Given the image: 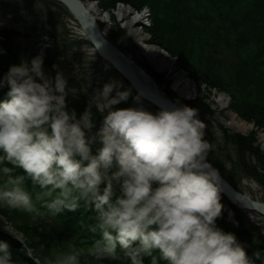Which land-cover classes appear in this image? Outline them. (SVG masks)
<instances>
[{
	"label": "clouds",
	"instance_id": "1",
	"mask_svg": "<svg viewBox=\"0 0 264 264\" xmlns=\"http://www.w3.org/2000/svg\"><path fill=\"white\" fill-rule=\"evenodd\" d=\"M53 69L54 76L45 72L42 49L0 76V89H8L0 100V205L42 215L26 180L41 190L35 200L54 215L88 205L96 213L90 231L100 237L88 253L91 264L120 260L117 249L130 264H250L236 235L218 226L224 218L221 179L207 162L210 144L196 108L177 102L152 112L139 94L110 79L78 114L68 106L78 89L59 65ZM130 100L131 106L118 107ZM93 108L102 114L98 127ZM228 220L238 226L231 211ZM9 234L33 264H41L33 249ZM81 256L69 245L45 264H81ZM0 264H15L3 240Z\"/></svg>",
	"mask_w": 264,
	"mask_h": 264
},
{
	"label": "trees",
	"instance_id": "2",
	"mask_svg": "<svg viewBox=\"0 0 264 264\" xmlns=\"http://www.w3.org/2000/svg\"><path fill=\"white\" fill-rule=\"evenodd\" d=\"M26 1L30 8L35 4V0ZM49 1L56 4L60 14L73 16L59 1ZM17 3V0H0V13L11 7L16 8ZM119 3L130 5L139 12L145 7L149 8L151 25L144 28L151 37L149 42L161 47L170 56L177 57L179 67L189 72L198 87L205 85L209 94L213 89L227 93L230 96L227 110L254 123L257 129L247 134L230 133L228 129H222L224 142L232 144L236 154L232 172L227 173L223 168L216 154V140L205 129V139L210 144L206 159L237 190L241 191L237 171L255 179L264 188V151L257 138V131L264 130V0H99L98 6L103 11H113ZM111 17L115 20V16ZM99 24L104 28V22L99 21ZM117 26L108 34L109 39L119 48L122 44L129 47L130 41L123 37V27ZM17 34L16 30L0 25V76L11 65L22 61L20 49L14 42ZM121 39L123 40L120 41ZM83 42L93 46L84 39L66 46L56 44L53 49L44 51V64L53 69L54 64L63 61L72 45ZM40 50L34 48L32 55L40 54ZM98 57L104 66L121 76L108 61ZM144 66L157 83L164 80L166 73L155 71L147 63ZM129 89L135 93L131 86ZM7 91V88L0 89V100L6 98ZM205 97L207 96H197L186 101V104L197 110L205 106L210 109L204 102ZM68 106L70 110L74 108L80 114L87 105L69 96ZM211 112L215 110L211 109ZM93 119L98 127L102 115L95 108ZM16 174H22L21 170L17 169ZM3 182L4 177L0 175V184ZM25 187L37 206L35 194L41 190L33 189L30 180H26ZM221 203L224 205V218L218 220V226L236 235L247 251L250 264H264V234L260 226L251 221L244 209L229 206L222 196ZM39 211L42 215L36 216L34 213L0 205V215L23 236V241L41 259V264H45V258L53 256L52 247L62 252L67 251L69 245H75L82 252L81 264H91L92 258L88 253L100 238L98 232L90 231V226L96 223V213L83 202L76 212L63 211L54 215L48 210ZM229 211L234 214L238 226L228 220ZM49 220H54V227ZM0 240L6 241L12 252L18 255V263L33 264L21 251L20 242L3 234H0ZM117 252L121 256L120 260H105L103 264H130V261L123 259L119 249ZM145 264H150L148 259ZM160 264L165 262L161 261Z\"/></svg>",
	"mask_w": 264,
	"mask_h": 264
},
{
	"label": "rangeland",
	"instance_id": "3",
	"mask_svg": "<svg viewBox=\"0 0 264 264\" xmlns=\"http://www.w3.org/2000/svg\"><path fill=\"white\" fill-rule=\"evenodd\" d=\"M17 1L18 3L16 8L11 7L9 10L0 13V25L14 29L18 32V34L15 36L14 42L15 45L20 49V58L22 60H31V58L34 57L32 55L34 48H40L41 50L43 49L44 52L46 50L48 51L53 49L58 43L62 46H66L68 43L75 42L78 39L83 40L80 31H78V26L72 22V19L70 18L71 16L60 14L56 4L51 3L49 0H35V4L30 8L26 0ZM95 2L97 4L98 0H95ZM121 5L131 7L130 5L119 3L116 8L113 9V11H103L97 4L100 9V12L97 16L105 23L104 30L106 34L108 35L112 29H116L118 27L117 25L123 27V32L125 34L123 37L128 38L130 41V46L126 47L124 44H122V49H120L129 55L145 70L146 68L144 65L147 63L152 69L158 71L156 67H154L149 62L148 58L140 52L136 40L131 34V30L126 24L127 20L122 19V17L119 16L118 10L119 6ZM131 8L135 12H139L133 7ZM111 15L115 16V20H113ZM144 26L145 25H142L141 30L147 36L146 43L154 45L149 42L151 37L147 32L144 31ZM122 40L123 39L120 41ZM169 58L173 59L175 57L169 55ZM56 65H59L60 69L65 73L69 81V86H75L78 89L79 95L75 99L86 105L89 96L94 92V90L110 79L121 81L125 89H129L130 87V85L124 80L122 76L115 74L108 67V70H105L106 66H104L100 61L94 48L86 42H83L79 45H72V47L66 52L63 61ZM176 65L177 71H183V73H186L187 75L188 71H185L183 68L182 70L178 64ZM44 70L48 75H55V70L46 64H44ZM160 73H166V76L164 77V80L157 83V85L162 90H164L170 98H173L176 103L179 102L180 104H186V101L193 100L197 96H207L205 97L204 102L209 105L210 109H208L207 106L200 107L198 109L199 117L205 122L206 131L216 140V154L218 159L221 161L223 168L227 173L232 172L234 170L233 162L236 160V154L234 146L232 144L227 145L224 142V134L222 129H228L230 133L240 132L247 134L253 129L256 130L257 127H254L253 122L243 120L237 113L227 110L230 102V97L227 93L217 92L213 89L211 94H209L205 85L198 87L195 81L190 77L192 82H194L196 92L191 97H181L172 90L171 84L173 79L169 77V73L166 71H161ZM167 82L170 84L169 86H167ZM135 93L132 92L133 95H137V93ZM142 102L146 109L152 112L158 111L157 108L147 101L142 99ZM128 106H131V100L128 102V104H121L118 107ZM211 109L213 111L215 110V112H211ZM234 114L237 115L239 120L241 119L250 124L251 128L244 131L237 125L232 124ZM257 138L258 142L261 144L262 150L264 151L263 129L257 131ZM236 174L239 179V187L241 192L249 194L252 198L264 202V188L262 185H260V183L255 179L244 175L242 172L237 171ZM246 212L251 221L260 226L261 232L264 234V218L257 214H251L248 211ZM0 227L8 228L9 231L0 230L7 235H10L9 232H12L18 235L20 239L23 238V236L15 231L12 225L1 215ZM51 252L54 255L59 251L57 248L52 247Z\"/></svg>",
	"mask_w": 264,
	"mask_h": 264
},
{
	"label": "water",
	"instance_id": "4",
	"mask_svg": "<svg viewBox=\"0 0 264 264\" xmlns=\"http://www.w3.org/2000/svg\"><path fill=\"white\" fill-rule=\"evenodd\" d=\"M57 1L66 6L73 17L77 20L84 39L93 45L95 52L102 59L108 61L121 74V76L129 82L130 86L137 94L141 96L142 99L157 107L158 109L162 107L171 108L176 106L177 103L159 89L156 81L147 72V70L137 64L129 55L118 48L108 38V35L104 32L99 24L100 19L98 18L96 12H94L92 8L88 6L86 1ZM160 49L166 52L164 49ZM172 60L175 64L179 65L177 62V57L173 58ZM186 77L189 78L188 73ZM207 162L209 163L208 160ZM218 173L221 179V183L219 185L220 195L224 197L228 205L232 207L238 206L250 213H256L257 215L264 218L263 201L254 199L246 193L237 190L223 175L220 174L219 171Z\"/></svg>",
	"mask_w": 264,
	"mask_h": 264
},
{
	"label": "bare ground",
	"instance_id": "5",
	"mask_svg": "<svg viewBox=\"0 0 264 264\" xmlns=\"http://www.w3.org/2000/svg\"><path fill=\"white\" fill-rule=\"evenodd\" d=\"M86 2L88 6H90L92 10L98 15L100 9L97 6L95 0H87ZM118 13L122 19L127 20L126 24L129 26L131 34L134 36L140 52L148 58L149 62L154 67H156L158 71H166L169 73V77L173 79L171 84L172 90L181 97H191L196 92L194 82L187 78L183 71H177V65L171 58H169V55L166 52L162 51L155 45L146 43L147 36L141 30L142 25L146 21V16L140 12L136 13L134 10H132V8L123 5L119 6ZM159 89L166 94V92L160 87ZM232 124L237 125L244 131L251 128L250 124L241 119L239 120L236 114L233 115Z\"/></svg>",
	"mask_w": 264,
	"mask_h": 264
},
{
	"label": "built area",
	"instance_id": "6",
	"mask_svg": "<svg viewBox=\"0 0 264 264\" xmlns=\"http://www.w3.org/2000/svg\"><path fill=\"white\" fill-rule=\"evenodd\" d=\"M146 23L150 24V20H149L148 16L146 17Z\"/></svg>",
	"mask_w": 264,
	"mask_h": 264
}]
</instances>
